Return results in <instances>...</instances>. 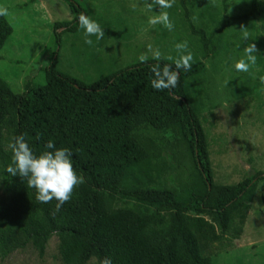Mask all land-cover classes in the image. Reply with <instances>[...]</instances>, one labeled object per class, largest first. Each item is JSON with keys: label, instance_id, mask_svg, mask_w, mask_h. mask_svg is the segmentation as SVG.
Wrapping results in <instances>:
<instances>
[{"label": "trees", "instance_id": "16d2710c", "mask_svg": "<svg viewBox=\"0 0 264 264\" xmlns=\"http://www.w3.org/2000/svg\"><path fill=\"white\" fill-rule=\"evenodd\" d=\"M64 1L78 10V25L82 7L75 0ZM180 4L199 37L202 55L193 54L191 70H180V83L171 91L152 87L153 59L92 84L51 65L44 85L27 80L21 94L0 76V182L9 198L0 205L1 259L29 242L43 255L56 235L64 264H87L93 258L97 264L105 259L111 264H213L205 245L221 242L233 226L242 232L260 184L264 205V171L235 185L215 182L201 119L205 62L229 55L228 34L234 23L261 17L264 10L253 0L250 11L220 20L214 6L184 0ZM196 11L199 25L192 19ZM75 22L57 23V37L63 27L76 29ZM13 33L7 18L0 17V51ZM159 63L175 70L174 60ZM255 67L253 85L246 81L232 90L236 100L264 90L259 79L264 76V57L257 56ZM9 107L16 112L18 135L26 134L35 154L54 151L45 147L52 140L57 149L71 151L73 165L85 179L58 212L56 200L41 203L26 179L6 171L12 162V151L4 146ZM162 132L173 134L174 142L160 145L152 134ZM106 195L135 206L110 213ZM16 231L24 234L22 243H15Z\"/></svg>", "mask_w": 264, "mask_h": 264}, {"label": "rangeland", "instance_id": "374dc122", "mask_svg": "<svg viewBox=\"0 0 264 264\" xmlns=\"http://www.w3.org/2000/svg\"><path fill=\"white\" fill-rule=\"evenodd\" d=\"M175 0L170 9L152 11L146 8L151 0H75L82 13L96 20L105 31L103 39L90 37L93 45L85 43L84 30L75 22L78 10L73 11L64 0H0V6L9 9L7 18L14 33L0 51V76L9 83L16 94L24 92L25 81L44 85L46 71L51 65L69 77L84 84H92L108 75L136 63L151 44L164 56L178 58L175 45L187 42L188 51L202 55L199 37L194 35L185 11ZM216 7L220 20L242 15L251 10L253 0H184ZM264 10V0H257ZM224 6L227 12H224ZM79 9V8H78ZM167 11L175 27L169 31L161 24L149 25V17ZM80 12V11H79ZM199 25L197 11L192 15ZM74 23L76 29L65 27L55 33L57 23ZM249 32L248 41L242 39L241 27ZM231 44L229 55L207 60L202 76L206 91L205 109L201 115L207 135L214 180L219 185H235L245 178L264 171V90L256 95L236 100L232 90L242 85L252 86L257 69L238 72L235 63L244 57L247 44L255 43L257 56L264 57V13L249 21H236L228 34ZM184 54H187L186 52ZM149 59L151 55L149 54ZM255 77V78H254ZM17 118L9 107L4 127V146L18 136ZM160 145L175 140L171 133H158ZM259 190L248 219L240 233L236 226L216 244L205 245L213 264H264V205L260 203ZM110 213L135 206L120 196L105 197ZM9 201L0 182V205ZM153 212V210H150ZM155 230V229H154ZM15 243L25 236L15 232ZM60 238L54 235L47 243L43 255L32 242L23 248L15 247L0 264H64L60 251ZM87 264H97L95 258Z\"/></svg>", "mask_w": 264, "mask_h": 264}, {"label": "clouds", "instance_id": "9594fccd", "mask_svg": "<svg viewBox=\"0 0 264 264\" xmlns=\"http://www.w3.org/2000/svg\"><path fill=\"white\" fill-rule=\"evenodd\" d=\"M175 0H151L146 3V8L152 11L155 7L159 9H170L174 6ZM9 9L0 6V17L8 18ZM149 25H163L169 31L174 30V23L170 19L167 11H161L159 15L151 16L148 20ZM80 28L84 30L85 43L92 46L93 40L90 37L95 36L97 41L103 39L105 31L101 25L88 15L81 13L79 16ZM242 39L248 41L249 32L246 27H241ZM178 58L174 60L175 70L171 64H161L162 60H173L172 56H164L160 49L153 48L151 44L147 46V51L139 56L141 63L147 62L149 54L157 63L151 65L150 71L154 75L151 85L154 89L163 91L175 89L180 83V70L190 71L194 60L193 54L188 51L187 42L177 43L175 45ZM187 54H184V53ZM258 52L255 43L247 44L244 48V57L239 59L234 67L238 72H250L257 63ZM255 78V77H254ZM261 83H264V76L259 77ZM8 147L12 151V162L8 165L6 171L11 176H19L26 179L27 186L36 190V199L41 203H50L56 200L55 211L67 202L71 201L75 190L85 183L84 177L77 173L73 161L72 153L68 148L57 149L55 143L49 140L46 149L54 151H44L39 155L35 154L26 140V134L13 137ZM104 264H111V261L105 259Z\"/></svg>", "mask_w": 264, "mask_h": 264}]
</instances>
